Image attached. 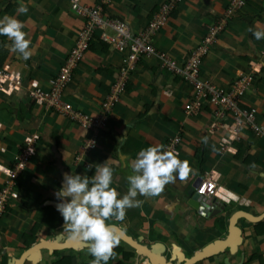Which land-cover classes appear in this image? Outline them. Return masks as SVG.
<instances>
[{"label":"crops","instance_id":"1","mask_svg":"<svg viewBox=\"0 0 264 264\" xmlns=\"http://www.w3.org/2000/svg\"><path fill=\"white\" fill-rule=\"evenodd\" d=\"M78 1L86 7L98 4V0ZM230 2L182 0L175 4L164 27L156 34V51L183 64L201 44L206 28L225 14ZM24 3L28 5V13L17 15L18 0H0V18L12 15L25 24L23 30L28 34L26 38L31 40L33 55L27 61L23 60L5 47L10 43L7 37L0 36V68L19 74L25 88L36 82L39 89L49 91V79L65 62L85 23L72 12L68 0H24ZM164 3L166 0H113L105 13L138 33L147 27ZM250 27L264 29V0L247 1L241 14L202 59L200 76L227 92L236 82L250 78L247 92L240 98V106L244 110H256L258 122L264 125V40H255L248 31ZM123 58V54L111 47L91 44L72 71L64 91L66 101L75 113L90 119L102 114V104L118 84ZM193 98L192 88L163 71L155 59L141 62L128 75L118 102L108 110V126L97 134L95 147L84 157L80 155V146L92 134L77 122L55 110L34 105L26 92L0 98V147L5 149L0 153V165H12L15 145L24 134L39 135L41 149L22 175L18 191L22 202L12 206L10 215L0 221V264H12L26 250L41 242L59 244L64 241L65 238L59 235L64 221L56 210L55 193L62 187L65 173L91 177L95 173L94 165L111 159L112 187L122 197L128 189L126 177L131 174L128 165L138 151L152 145L164 146L175 137L181 139L177 147L179 159L188 160L192 169L188 178L169 183L159 197H138L144 200L142 208L129 209L125 221L116 225L118 229L170 264H185L197 250L203 251L209 245L227 239L229 234H224L225 237L215 226L224 211L207 219L188 203L191 196L187 193L206 174L218 178L222 191L227 190L247 202L220 203L226 208L227 217L239 211L262 215L264 138L246 130L241 141L233 143V149L220 152L221 139L227 132H211L215 118L210 108L197 116H188L184 109ZM204 137L208 138L207 144L202 142ZM90 165H93L91 169ZM4 178L0 172V183ZM41 207H45L43 213H40ZM249 221H238L239 226L249 230L242 252L233 254L227 248L196 264H245L253 256L255 258L248 264H264V225L254 229ZM159 246L164 250H157ZM85 248L84 253L54 249L53 255L46 252L37 264H52L58 259L54 256L56 253L68 256L70 264H90L87 245ZM117 250V259L110 260L109 264H150L147 258L132 253L131 247L121 240ZM123 252L132 256L125 260Z\"/></svg>","mask_w":264,"mask_h":264},{"label":"built area","instance_id":"2","mask_svg":"<svg viewBox=\"0 0 264 264\" xmlns=\"http://www.w3.org/2000/svg\"><path fill=\"white\" fill-rule=\"evenodd\" d=\"M68 1L72 11L84 20L85 25L65 62L56 75L49 79V91L39 89L36 82H31L25 88L19 74L11 73L8 68H3L0 70V98L26 92L27 97L34 105L55 110L66 119L77 122L82 129L92 134L89 138H85L80 146L81 156L95 147L98 131L105 127L107 112L118 102L119 94L123 93L128 75L132 74L141 62L148 59H155L163 71L179 78L192 88L194 98L184 109L188 116L194 117L202 114L207 108L212 110L215 122L211 132H227V135L221 139L220 152L225 153L233 149V143L241 141L243 131L246 130L264 138V125L257 120L259 113L254 109L244 110L240 106V98L247 92L250 78L236 82L232 90L227 92L204 81L200 76L202 59L212 51L228 25L241 14L248 0H231L225 14L206 28L201 44L180 65L168 55L156 51L155 37L164 27L175 4L182 0H166V3L162 4L153 15L147 27L138 33L132 32L122 21L111 18L105 13V9L113 0H98L95 7L81 6L78 0ZM96 34L99 41L113 48L119 54H123L124 58L118 71V84H115L106 102L102 104L103 114L100 118L90 119L73 111L71 105L66 101L64 91L72 78V71L83 58ZM39 141V135L24 134L20 136L19 142L15 145L16 155L12 165L0 167L5 176L0 183V221L7 215L9 208L19 202L20 195L16 189L17 181H21L22 175L28 171L30 164L41 153ZM180 142V137H175L169 140L164 148L179 153L177 146ZM4 152L5 149L0 147V153ZM195 193L200 194L204 200H215L216 202L221 200L219 203L228 204L231 199L238 201V198L230 197L228 192L221 193L218 178L212 174L202 177V183L196 188Z\"/></svg>","mask_w":264,"mask_h":264},{"label":"clouds","instance_id":"3","mask_svg":"<svg viewBox=\"0 0 264 264\" xmlns=\"http://www.w3.org/2000/svg\"><path fill=\"white\" fill-rule=\"evenodd\" d=\"M18 2L17 15L27 14L28 5L24 0ZM24 28L25 24L15 16L0 18V36L7 37L10 42L5 47L27 61L33 55V49ZM248 31L255 40H264V29L250 27ZM202 142L207 144L208 138L204 137ZM110 160L94 165L95 173L91 177L65 173L62 187L55 193L58 201L56 210L64 221L59 235L68 241L87 245V253L93 257L90 264H109L110 260L117 259L115 249L120 245V239L114 229L118 223L125 221L129 209L142 208L144 200L138 197H159L169 183H175L177 179L181 182L186 180L192 171L188 160L179 159V153L166 150L163 145L149 146L139 150L130 161L128 167L131 174L126 177L128 189L121 197L112 187L114 170ZM92 167L89 166L90 169ZM21 202L20 196L18 204ZM231 202L238 201L231 199Z\"/></svg>","mask_w":264,"mask_h":264},{"label":"water","instance_id":"4","mask_svg":"<svg viewBox=\"0 0 264 264\" xmlns=\"http://www.w3.org/2000/svg\"><path fill=\"white\" fill-rule=\"evenodd\" d=\"M202 183V179L199 178L194 184L192 191L187 194L191 196V199L188 200V203L196 209V211L203 217L208 218L215 217V215L220 214L225 207H221L220 203H215L210 200L201 199V195L195 193L196 188H198ZM221 207V208H219ZM248 219L254 222H258L264 219L263 216H253L250 213L239 211L231 217L229 236L225 240L217 241L215 244L209 245L205 250H197L196 254L191 259H186L185 264H196L199 261H202L208 257L216 255L226 248L230 249L233 254H238L240 246L243 244V231L239 228L238 220L239 219ZM114 231L116 232L119 239L131 247L132 253L135 255L147 258L150 264H170L167 262V259L164 257H158L153 252H151L146 247L141 246L129 236H127L123 231L115 227ZM86 245H83L81 242L68 241L67 239L61 244L51 243V242H41L38 245L26 250L17 260L13 261L12 264H37L43 260L44 254L48 252L49 255H53L55 250L63 249H72L77 253L86 252ZM158 250V249H157ZM11 264V263H10Z\"/></svg>","mask_w":264,"mask_h":264},{"label":"flooded vegetation","instance_id":"5","mask_svg":"<svg viewBox=\"0 0 264 264\" xmlns=\"http://www.w3.org/2000/svg\"><path fill=\"white\" fill-rule=\"evenodd\" d=\"M103 114V113H102ZM101 114V115H102ZM101 115H99V118H100V116ZM108 126V124L106 123L105 124V127H103V128H100L99 129V131H98V133H100V131L101 130H103V129H105L106 127ZM180 144V143H179ZM178 144V145H179ZM178 147V146H177ZM222 187V186H221ZM223 192H225L226 193V190H224L223 189V191H222V189H221V193H223ZM228 194H229V192H228ZM201 199H203L202 197H201ZM204 200V199H203ZM210 201H213V202H215V203H217L215 200H210ZM238 202L240 203V204H246L247 202L244 200V199H240V198H238ZM226 208H224V216L222 217V219H220V220H216L215 221V226H216V228H218L219 230H221V232L220 233H222L223 235L224 234H226V235H228L229 234V230H230V222H231V216H228L227 217V210H225ZM264 215V213L262 214V215H259L258 217H260V216H263ZM255 216V215H254ZM5 217V216H4ZM3 217V218H4ZM2 218V219H3ZM210 218V216L207 218V219H209ZM211 218H215V217H211ZM1 219V220H2ZM244 219V218H243ZM240 220V219H239ZM238 220V221H239ZM247 221H249L248 219H246ZM221 221L223 222V224H221ZM250 223H251V225H253V227H254V229H257L259 226H261V225H264V223H262V222H264V219L263 220H261V221H258V222H254V221H249ZM261 224V225H260ZM239 228H241L242 229V231H243V245L242 246H240V250H239V253H240V251L242 252V249H241V247H243L244 245H245V242H246V238H247V233H248V231L246 230V228H244V227H241V226H239ZM263 230H264V227H263ZM263 234V233H262ZM225 236V235H224ZM226 237V236H225ZM224 239V238H223ZM244 239H245V242H244ZM238 253V254H239ZM246 264V263H245Z\"/></svg>","mask_w":264,"mask_h":264},{"label":"trees","instance_id":"6","mask_svg":"<svg viewBox=\"0 0 264 264\" xmlns=\"http://www.w3.org/2000/svg\"><path fill=\"white\" fill-rule=\"evenodd\" d=\"M93 42V43H92ZM92 42H91V44H94V43H97V44H101V45H105V46H108V45H106V44H104V43H102L101 41H99V38H98V36H97V34L93 37V40H92ZM91 44H90V46H91ZM90 46H89V48H90ZM2 53L4 54L5 53V51H2ZM2 65V64H1ZM0 69H2V67L0 68ZM22 181H17V186H16V189L19 191L20 190V183H21ZM21 201H22V197H21ZM41 210V212L40 213H43L44 211L43 210H45V207H41L40 208ZM115 251L118 253V250H117V248L115 249ZM89 255V254H88ZM56 258H58L57 260H55L52 264H70V258L68 257V256H60L59 254H57L56 253V255H54ZM60 256V257H59ZM130 256H132V254L131 253H125V252H123L122 253V257L126 260L127 258H129ZM89 258H90V261L93 259V257H91L90 255H89ZM255 258V256H253V257H251L250 259H248L247 260V262H246V264H248L250 261H252L253 259ZM123 260V259H122ZM110 262V261H109ZM120 263H122V261H120Z\"/></svg>","mask_w":264,"mask_h":264},{"label":"bare ground","instance_id":"7","mask_svg":"<svg viewBox=\"0 0 264 264\" xmlns=\"http://www.w3.org/2000/svg\"><path fill=\"white\" fill-rule=\"evenodd\" d=\"M229 195H230V197L234 198V195H233V194L230 193ZM158 250H159V251H162V250H164V249H163L162 246H159V247H158ZM162 264H166V263H162Z\"/></svg>","mask_w":264,"mask_h":264},{"label":"rangeland","instance_id":"8","mask_svg":"<svg viewBox=\"0 0 264 264\" xmlns=\"http://www.w3.org/2000/svg\"><path fill=\"white\" fill-rule=\"evenodd\" d=\"M84 157V156H83ZM233 205H235V204H233ZM12 210V208L10 209V211ZM9 214V213H8ZM10 215V214H9ZM8 215V216H9ZM130 232V234H132L133 236H135L136 235V233L135 232H132V231H129ZM16 256L18 255V254H15Z\"/></svg>","mask_w":264,"mask_h":264}]
</instances>
